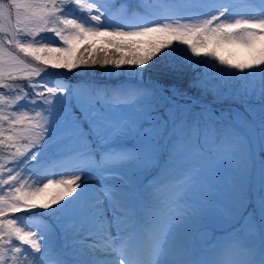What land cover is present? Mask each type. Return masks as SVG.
<instances>
[{"label":"snow or ice","instance_id":"6c2138e0","mask_svg":"<svg viewBox=\"0 0 264 264\" xmlns=\"http://www.w3.org/2000/svg\"><path fill=\"white\" fill-rule=\"evenodd\" d=\"M70 2L89 12L94 8L84 0H0V33H3L0 36V88L16 92L11 98L7 93L0 95V105H15L25 93L24 85L27 84L35 93L33 99L46 106L43 110H33L34 115H29L28 111L6 112L0 107V147L10 156L9 163L0 162V174L6 176V179L0 178V184L8 186V192L0 196V264H78L80 257L87 253L92 254L96 264H188L184 239L178 229L201 208V203H188L187 197L199 186L206 166L231 161L239 176L257 174L264 182V162L257 163L256 153L248 140V133L256 134L252 124L238 121L236 126L226 125L221 122L222 117L211 113H203L200 121L189 124L187 120H176L173 112L174 123L165 134L167 121L157 123L150 104L139 103L141 98H151L148 89L129 88L112 94L103 90L92 94L73 89L70 98L76 102V110L69 107L60 113L63 130L57 139L66 141L67 149L73 153L71 158L77 162L76 167L93 169L96 178L102 180L113 175L111 169L122 165L154 166L158 163L162 136L173 138L168 164L179 148L185 150L191 163L178 175L167 179L163 178L165 168L150 185L151 200L142 202L136 209L123 206L119 194L102 184L98 190L101 195L84 202L61 226L66 247L74 249L73 254L69 257L52 250L42 254L43 237L35 231L16 227V219H9L8 214L49 209L60 204L81 187V175L49 179L37 186L29 184L10 167L42 145L55 111L47 106L53 105L57 94L67 93L64 87L40 86L34 81L48 66L68 71L86 65L143 67L174 42L186 45L193 56L214 57L221 65L243 73L264 66V18L222 19L225 8L218 11L219 15L199 23H181V20L191 21L184 17L199 13L204 0H168L167 7L175 19L173 16L162 19L171 22L153 23L132 31L110 30L85 27L74 19L58 15ZM114 7L116 5H112ZM258 8L264 13V0H258ZM92 19L99 22L101 15H94ZM43 32L54 33L63 46L35 43L34 39ZM8 48L12 51L6 52ZM19 54H23L24 59ZM240 55L245 59H237ZM27 58H30L28 62ZM14 73H22L27 78L23 89L14 87ZM4 76L8 77L7 81ZM211 90L220 91L217 87ZM105 105L113 108L135 106L137 112L145 113V120L141 123L133 118L106 115L100 111ZM21 125L23 127H18ZM239 132H243V138ZM124 136L140 138L142 147L113 145L117 138ZM260 150L264 152V143ZM169 186L179 188V200L173 201L175 207L166 211L156 193ZM105 199L112 201L119 212V215L114 214L111 225L104 214ZM242 204L243 201L236 206ZM214 207L229 219L234 214L233 208L222 202H215ZM259 207L264 214V194L260 196ZM85 224L90 228V238H77ZM113 226L115 235L110 231ZM197 234L199 240L207 244L210 235ZM258 236L264 240V226L258 225L255 217L244 216L225 239L208 244L210 255L200 264H264V247L258 250L255 246ZM14 241L42 254L40 259L23 254Z\"/></svg>","mask_w":264,"mask_h":264},{"label":"rangeland","instance_id":"374dc122","mask_svg":"<svg viewBox=\"0 0 264 264\" xmlns=\"http://www.w3.org/2000/svg\"><path fill=\"white\" fill-rule=\"evenodd\" d=\"M84 3L94 5L93 10L89 12L87 8H81L74 2H70L62 7L58 15L74 19L85 27L129 31L148 27L153 23L171 22L162 19L165 16H173L175 19L167 7L168 0H84ZM112 5L116 7L112 8ZM200 6L202 9L199 13L191 14L194 17H184L192 19L191 21L181 20L180 22L196 24L212 15H219L218 11H223L225 8V15L222 19L264 18V13L259 11L258 0H204ZM94 15H101V20L94 21L92 19ZM2 35L3 33H0V36ZM34 42L63 46L52 32L41 33L34 39ZM175 45H181V49L189 52L192 61L189 62L191 64L189 73H180L178 66L170 62V64L164 62L156 65L158 59L155 57L143 67L123 65L117 68L113 65H86L68 71L48 66L34 81L40 86L64 87L67 93L57 94L53 105L47 106L54 108L55 111L49 124V133L42 145L11 164L10 167L13 168V172H19L22 177H25L29 184L34 183L37 186L46 183L49 179H67L77 174L81 175V187L72 197L60 204L49 209L36 208L8 214L9 219H16V227L23 228L25 231H35L38 236L43 237L42 254L52 250L68 256L67 251L74 252V249L66 247V237L61 226L84 202L95 200L101 195L98 190L102 184L110 186L119 194L123 206L136 209L143 202L146 193L150 194V185L165 168L163 178L167 179L178 175L191 163L185 150L179 148L175 152V158L168 164L169 145L173 138L164 139L162 136L159 141L158 163L154 166L122 165L111 169L113 175L102 180L96 178L93 169L76 167L77 162L71 158L73 153L67 149L66 141L57 139L63 130L59 119L60 113L69 107L76 110V102L70 98L73 89L79 88L92 94L101 90L112 94L126 91L129 88L148 89L152 93L151 98H141L139 103L150 104L157 123L167 121L165 134L174 123L171 118L173 112L176 120H187L189 124L200 121L203 113L222 117L224 123H227L224 117L233 119L228 112L238 115L245 114L252 122H257L253 126L256 134L252 136L248 134V140L256 153L257 163L264 162V152L260 150L261 144L264 143V66L254 67L242 73L238 69L221 65L214 57L203 54L199 57L193 56L190 49L179 42H174L172 46ZM5 51L11 52L12 49L8 48ZM19 55L24 59L23 54ZM237 59H245V57L240 55ZM28 60L30 58H27L26 62ZM13 78L14 87L23 89L27 78L22 73H14ZM3 79L7 81L8 77L4 76ZM164 83L169 85V89ZM24 87L25 93L15 105H0V107H4L6 112L28 111L29 115H34L33 110L45 109L46 106L41 101L33 99L35 93L32 89L27 84ZM212 87L219 88V93L212 91ZM5 93L9 95V98L16 95L12 89L0 88V95ZM169 98H172L174 103L170 102ZM211 106L220 109L221 112L213 110ZM100 111L117 118H133L141 123L145 120V113L137 112L135 106L131 105H119L115 108L105 105ZM232 121L238 122L237 119ZM260 126L263 127L260 129ZM18 127H23V125ZM238 134L243 138V134L240 132ZM113 145L118 148H140L143 141L138 137L124 136L117 138ZM33 156L35 159H32ZM9 161L8 151L0 147V162L7 164ZM52 166H55L57 171H50ZM0 178L6 179V176L0 174ZM175 190L179 188L169 186L161 189L166 192L165 195H170V192ZM7 192L8 186L0 184V196H4ZM261 194H264V182L261 181L259 175L241 177L236 173V167L231 161L207 165L199 186L194 188L187 197V202L190 204L201 203L200 210L191 218H197L200 233L206 232L210 235L207 244L200 241L198 237L195 238L196 243L202 246V251H205L208 244L219 242L220 235L217 234L220 232L224 234L225 230L237 226L244 216L255 217L260 225L261 218H264L259 207ZM241 201H243L242 206H236ZM215 202H222L225 206L232 207L234 211L232 218L229 219L219 214L214 207ZM103 208L104 214L119 215L116 206L108 199L104 200ZM88 228L85 224L77 238H82ZM13 243L22 248L23 254L37 260L40 259L42 254L34 253L29 246L20 245L19 241Z\"/></svg>","mask_w":264,"mask_h":264},{"label":"bare ground","instance_id":"6f19581e","mask_svg":"<svg viewBox=\"0 0 264 264\" xmlns=\"http://www.w3.org/2000/svg\"><path fill=\"white\" fill-rule=\"evenodd\" d=\"M179 190H175L173 192H170L169 194L164 195V192L159 190L156 195L159 198V201H162V205L164 206L165 210H170L175 207L173 204V201H178L179 199ZM151 200V195L146 193V196L144 197V201H149ZM171 202V203H170ZM172 204V205H170ZM140 205V204H139ZM138 208V207H137ZM106 218L108 219L110 225L112 221L114 220V214L111 213L105 214ZM260 225L264 226V218H261ZM198 226L199 222L197 218H191L189 219V222L186 225H182L180 229H178L179 234L183 237L185 247H186V260L188 261V264H200V262L204 259H206L210 255V249L206 246L205 251H202V246L197 244L195 238V234L198 232ZM90 231V228L87 229V232L82 238L89 239L88 237V232ZM110 231L113 235L116 234L115 227H111ZM217 235H220V240L225 237L224 234L221 232L218 233ZM258 243H256V248L259 250L261 247H264V240L257 237ZM67 253L71 256L73 252L67 251ZM78 264H96V261L92 258L91 253H87L83 256L80 257Z\"/></svg>","mask_w":264,"mask_h":264},{"label":"trees","instance_id":"16d2710c","mask_svg":"<svg viewBox=\"0 0 264 264\" xmlns=\"http://www.w3.org/2000/svg\"><path fill=\"white\" fill-rule=\"evenodd\" d=\"M181 45H175L170 46L169 48L164 49L161 54L157 56V64H162L166 62V64H176L178 66L179 72L180 73H189L191 64L189 62H192L190 59V54L189 52L185 51L184 49L180 48ZM166 52V53H165ZM170 62V63H169ZM193 72V71H192ZM191 72V73H192ZM166 87L169 89V85L164 83ZM229 116L233 119H237L238 121H244L242 117L238 114H234L233 112H228ZM222 122V121H221ZM223 124L228 125L227 123L222 122ZM263 126H260L259 128L261 129ZM250 136H252L251 133H248ZM175 158V155H174ZM54 170V166L51 167L50 171Z\"/></svg>","mask_w":264,"mask_h":264},{"label":"water","instance_id":"95a60500","mask_svg":"<svg viewBox=\"0 0 264 264\" xmlns=\"http://www.w3.org/2000/svg\"><path fill=\"white\" fill-rule=\"evenodd\" d=\"M221 110L220 109H218V112H220ZM243 116H244V118H246V116L243 114ZM252 124H255V123H252Z\"/></svg>","mask_w":264,"mask_h":264}]
</instances>
